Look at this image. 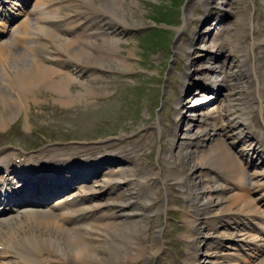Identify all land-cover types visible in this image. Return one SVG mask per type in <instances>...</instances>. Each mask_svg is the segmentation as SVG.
Listing matches in <instances>:
<instances>
[{"label":"bare ground","instance_id":"bare-ground-1","mask_svg":"<svg viewBox=\"0 0 264 264\" xmlns=\"http://www.w3.org/2000/svg\"><path fill=\"white\" fill-rule=\"evenodd\" d=\"M121 1L39 0V5H43L44 10L48 14L53 13L54 17L52 16L53 19L50 18L51 20L46 17L41 18L48 24L39 25V31L34 32L38 33L36 34L38 42L35 44V53L31 56L26 55V53H17L16 56L12 57L16 64H13L14 75L11 76L14 79L11 80L18 84L22 98L28 99L29 95L41 87L58 93L66 101L71 100L68 88L70 84L75 82L73 78L79 76L84 69H100L104 63L112 61L110 57L115 55L109 47L110 40L103 38L102 43L96 44V41L91 39L93 33L87 32V30L88 26L96 24L106 31L105 28L109 22L103 23L104 18H102L106 15H110L122 26L128 28L125 17L126 10ZM13 6L9 1L6 5L1 2L0 9L5 12V8L12 10ZM213 12L212 9L209 10L208 19L213 16ZM82 20L83 25L81 24ZM88 21L89 25L86 23ZM0 24L6 25L5 21H1ZM20 26L25 31L28 28L27 20H22ZM75 26L83 27L82 37H71L74 36L71 31ZM218 26L220 25L218 24ZM60 30L63 33H58ZM210 40L213 44V49L210 52L214 55L218 54V56L222 54L226 44L218 42V39H214V37ZM114 46L112 47L114 48ZM88 47L94 51H100V55H96ZM231 52L234 50L231 49ZM237 52L240 53V59L243 58L240 67H245L244 73L249 78L248 81L253 82L255 74L251 65L246 61L242 50L238 49ZM209 58L211 60L201 62L203 65L197 68L212 67L209 70L212 76L209 75L207 83L213 85L212 88L215 91L216 87L221 86L220 81L225 79V75L222 69L218 70L216 67L219 57L215 60H212V56ZM127 65L125 64L126 68ZM252 65L253 67L256 65L258 73H264V49L261 56L255 59ZM125 66L123 65L124 68ZM191 73L183 76L186 84L183 89L185 93L191 91L189 85L196 86L199 82V79H196L197 77ZM98 76L97 73L93 74L94 79ZM11 82L15 85L13 81ZM213 91L207 92L204 95L205 99H201L202 101L194 99L196 106L200 103L209 102L210 99L212 101V98L213 101H216L218 96L213 97ZM259 93L260 90L257 93L250 90L248 92L249 100L246 101L245 105L244 93L236 92L234 95L232 93L225 103L194 110L192 115L198 119L195 122L190 120L184 128L180 124H175L173 128L167 130L161 125L159 119L152 124L157 136H169L171 142L176 146L179 141H183L186 159L187 157H196L194 162L198 160L200 166L204 169L208 168L207 171L198 169L191 173H184L177 166L180 163L179 153H167L165 155L170 171L164 178L160 176L159 171L143 166L136 158L132 157V154L102 157L100 160L93 161L94 164H101L103 168L98 177L91 180L90 184L80 183L76 189L69 193L57 196L52 207L48 203L44 206L30 205L18 208L9 215L1 216L0 264H123L125 260L128 261L131 258L138 261L145 257L147 253L145 251L149 249L145 245V240L151 213L160 214L168 207V185L170 186L171 181L181 183L187 198L183 218L190 223V226L185 235L189 243L185 263L248 264L250 261L246 257L253 254L251 251L261 250L262 252L264 243L256 242V237L250 233L248 227L240 223L241 219L243 217L249 220V217H253L257 224H261L264 217L259 212L257 200L250 196L249 192L244 194V191L259 189L255 186L248 188L246 183H250L252 179L255 184L264 185V170L252 172L249 175L251 180L247 179L244 167L240 164L237 155L235 157L227 148L221 139V135L231 128L237 138L234 140H238V142L248 141L250 150L256 151L258 146H262L264 149V128L261 130L250 129L251 125L246 118L254 103H251V98L256 94L258 96L257 104L261 111L263 110L262 95L259 96ZM6 95V93L1 94L0 92V106L5 107L7 110L5 113L13 114L12 109L16 106L15 101L8 100ZM177 104L180 105L181 102ZM0 114V128H2L5 127L7 121L4 119L6 117L3 116L5 114L3 112ZM181 114V110L176 112L177 118L180 117L178 118L179 121L187 117L185 114ZM192 123L198 125L197 130L191 127ZM205 144L207 145L205 151L196 156L199 149L206 146ZM244 150H246L245 147ZM244 150L241 151V156L244 155ZM10 152L4 149L2 157L15 158ZM59 155L64 158V162H67L65 158L68 156L61 154V152ZM55 157L38 153L30 167L17 168L13 163V169L10 173L16 176L17 171L29 169L28 171L31 173L38 175L41 182L48 185L50 179L45 178L39 169L46 170L47 166H53L58 167L59 170L64 163L59 164ZM95 157H90V159L93 160ZM69 158L72 160V157ZM90 159L88 160L90 161ZM13 162L18 161L14 159ZM65 164L74 165L75 163ZM111 164L116 167H108ZM3 165L6 169L8 168L7 162H3ZM58 170L52 171L53 181L72 175L71 172H66L57 177ZM9 177L8 174L6 176L0 174L2 181H6ZM21 178L26 183L28 181H25V178H30V176L24 174ZM151 179L154 180L155 186L147 191L144 186ZM27 184L31 186H24L21 189L19 184L13 197L22 198L20 196L30 193L35 194L34 196L41 194L48 196L54 195V191L57 194L61 192L55 186H48L47 190L42 188L37 191L33 184ZM242 187L244 191L241 194L233 191ZM190 188H192V192L189 191ZM103 189H107L109 192L106 199L102 202L94 201L89 204L86 196ZM162 189L163 192L161 193ZM260 194L262 195L260 197L261 203L264 200V190ZM155 199H157L158 205L156 209H152L150 202ZM53 206H57L63 211L55 213ZM162 238V232L159 228L154 241L156 248L154 252L149 254L150 256L159 254L163 245ZM237 240L239 243H236ZM243 245L247 247L244 248ZM229 246L231 249H223Z\"/></svg>","mask_w":264,"mask_h":264},{"label":"rangeland","instance_id":"rangeland-1","mask_svg":"<svg viewBox=\"0 0 264 264\" xmlns=\"http://www.w3.org/2000/svg\"><path fill=\"white\" fill-rule=\"evenodd\" d=\"M121 2L126 10L128 28L110 15H106L102 17L103 23L109 22L106 31L96 24L88 26L87 30L93 33L91 39L96 41V44L102 43L103 38L109 39L111 42L109 47L115 56L110 57L112 61L104 63L100 69H84L79 76L73 78L75 82L68 88L71 100L67 101L58 93L41 87L24 100L18 84L11 80L14 79L11 76L14 75L13 64H16L12 57L17 53H26L28 56L35 53L38 33L34 32L39 31V25L48 24L41 19L42 17L53 19L54 14H48L43 5H39V0H30L29 12L22 13L18 22L5 30L4 36L0 37V49L2 48L0 51L3 50L0 52V92L6 93L8 100L15 101L18 108L13 107V114H10L5 113L7 110L3 105L0 106V113L6 115H3L6 117L3 118L7 121L5 127L0 128V149H10L11 146L33 151L42 149L51 155L56 154L55 156L60 152L62 154L91 150H94L92 152L118 151L123 156L127 153L132 154V157L146 168L159 171L162 178L170 171L165 155L179 153L180 163L177 166L184 173L203 170L198 160L194 162L196 157H187L189 161L186 159L183 141H179L176 146L169 136H157L152 124L159 119L167 130L173 128L175 124H180L184 128L190 120L195 122L198 119L192 115L194 110L216 105L213 98L212 102L200 103L197 106L194 103V99L199 101L205 99L204 95L207 94L204 90L205 86L214 87L207 83L209 75L212 76L209 71L212 67L197 68L203 65L201 62L211 60L209 56H216L217 59L219 57L216 67L218 70L222 69L225 75V79L220 81L221 86L216 87L219 88L220 93L217 94L215 102L225 103L232 93L234 95L240 92L244 93L245 105L249 100L248 92L254 89L260 90L263 110L261 111L257 104L256 94L253 99L251 98V103H254L246 118L248 117L256 128L264 125V73H258L256 65L254 67L252 65L264 49V0H122ZM206 6H210V11L211 9L212 12L214 11L211 18H206L208 22L202 20L207 13L203 9ZM22 20L28 22L25 31L20 26ZM217 22L220 26L215 25ZM86 23L89 25V21ZM81 24L83 25V20ZM214 26L217 28L213 30ZM58 33L63 31L60 30ZM71 34H74L71 36L73 38L82 37L83 27L74 29ZM212 37L226 44L225 50L219 56L210 52L213 49L210 40ZM88 49L100 55V51H94L89 47ZM231 49L234 52H231ZM238 49L243 51L246 61L251 65L255 74V78L254 75L252 78L256 84L248 81L249 78L245 73L244 76L239 73L243 58L240 59ZM124 63L128 64L127 68ZM190 72L199 79V82L196 86L189 85L191 91L185 93L183 89L186 84L183 76ZM96 73L99 75L97 80L93 77ZM178 102L181 104H177ZM178 110L187 116L182 118V121L176 116ZM191 127L197 130L198 125L192 123ZM231 130V128L227 129L221 137L231 135L233 138L231 141L234 142L237 138ZM221 139L235 157L238 154V160L244 166V161L239 155L241 156L244 147L250 151L248 141L238 142L240 149L235 154V146ZM206 147L207 145L200 148L196 156L202 154ZM257 148L263 149L262 146ZM3 151L4 149L1 150ZM92 155L91 157H94L97 154ZM248 172L244 169L247 179ZM145 185L149 190L154 188L155 182L151 179ZM168 191L167 198L170 203L168 202L167 209L160 214L151 213L148 219L149 226L145 240V245L149 247L145 253L148 254L146 253L145 257L138 261H134V258L125 260L123 264H186L189 243L185 235L190 223L184 220L183 212L187 198L179 181H171ZM189 191L192 192V188ZM108 193L107 189L99 190L97 193L88 194L86 199L89 200V204L94 201L102 202ZM157 199L150 202L152 209L157 208ZM53 211L59 213L63 210L56 208ZM159 228L162 232L164 250L157 257L150 256L149 254L156 248L154 241L156 230ZM248 264H264V250Z\"/></svg>","mask_w":264,"mask_h":264}]
</instances>
